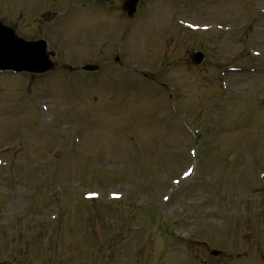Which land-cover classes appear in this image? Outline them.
<instances>
[{
	"label": "rangeland",
	"instance_id": "rangeland-1",
	"mask_svg": "<svg viewBox=\"0 0 264 264\" xmlns=\"http://www.w3.org/2000/svg\"><path fill=\"white\" fill-rule=\"evenodd\" d=\"M122 1L0 0L4 22L44 37L59 64L0 73V264H184L187 246L251 258L264 246V219L241 220L235 204L264 198V0H140L124 23ZM175 18L211 28L177 31ZM225 61L243 67L219 87L228 96L216 84Z\"/></svg>",
	"mask_w": 264,
	"mask_h": 264
},
{
	"label": "water",
	"instance_id": "water-1",
	"mask_svg": "<svg viewBox=\"0 0 264 264\" xmlns=\"http://www.w3.org/2000/svg\"><path fill=\"white\" fill-rule=\"evenodd\" d=\"M138 0L125 1V7L129 14L135 10ZM52 52L46 51L45 42L42 40L36 42H26L14 34V31L3 25H0V59H7L10 64L17 65L33 72H44L54 68V64L49 56ZM203 58L201 53L191 56L194 63H200ZM86 70H95L97 67L87 66Z\"/></svg>",
	"mask_w": 264,
	"mask_h": 264
},
{
	"label": "flooded vegetation",
	"instance_id": "flooded-vegetation-1",
	"mask_svg": "<svg viewBox=\"0 0 264 264\" xmlns=\"http://www.w3.org/2000/svg\"><path fill=\"white\" fill-rule=\"evenodd\" d=\"M263 217V215L254 216L259 220H262ZM185 248L186 250L181 253L186 259L184 264H252V262L256 263L258 260L264 262V247L260 245L255 247L254 258L250 257L251 251L234 247L192 246L188 247L189 252H187V247Z\"/></svg>",
	"mask_w": 264,
	"mask_h": 264
}]
</instances>
